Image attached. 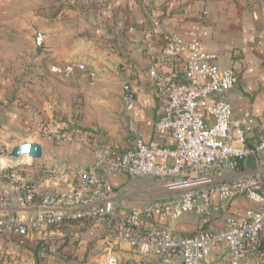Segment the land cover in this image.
I'll return each instance as SVG.
<instances>
[{"label":"crops","instance_id":"0c3cea01","mask_svg":"<svg viewBox=\"0 0 264 264\" xmlns=\"http://www.w3.org/2000/svg\"><path fill=\"white\" fill-rule=\"evenodd\" d=\"M150 3L162 26L184 38L199 30L202 50L215 55L214 63L238 72L237 83L227 96L233 118H240L249 110L254 129L247 135L246 144L253 146L258 126L264 119V0H150ZM1 16L11 26V33L22 35L32 47L30 80L36 73L40 75L39 87L31 83L25 89L21 98L23 106L18 104L19 99L15 104H7V90L0 86V142L12 135L16 141L35 140L42 145L41 158L34 162L29 160L26 175L38 192H62L72 184L70 177L39 174L37 167L40 169L46 161H63L71 168L94 165L89 149L77 150L72 142L56 143L40 137V122L50 124L62 120L67 130L75 131L79 138L88 136L99 144L120 150L130 148L137 138L143 141L158 138L153 126L161 116L162 102L148 70L160 54L165 39L162 28H153L137 3L110 0L107 8L101 9L94 0H0ZM37 32L43 42L39 55L34 42ZM68 62L85 64L87 70L94 72V77L81 70L68 77L50 71L51 66ZM127 79L136 98L131 110L126 109L122 96V84ZM161 141L173 144L169 135ZM4 160L1 156L0 170L8 166ZM260 167L264 169V160ZM250 170L245 160L240 168L226 169L224 177L235 178ZM99 172L104 173L101 169ZM106 178L115 191L117 212L167 202L180 195L179 191L164 187L150 176L131 178L124 171H118ZM9 196L8 183L0 177V198ZM218 205L214 199L215 207L207 218L188 213L183 218L168 220L157 214L153 222L167 227L175 236L191 235L201 229L219 230L228 214L253 207L254 203L239 196L225 208ZM12 208L17 210L16 206ZM74 227H81L79 235L86 233L89 239L97 238L105 251L113 250L121 261L141 258L133 247L120 239L116 220L108 219L67 222L27 236L1 233L0 264L6 262H1L3 253L26 255L24 248L36 246L39 238H64L71 231L70 235L79 236L73 233ZM228 260L229 251L220 244L210 251L206 264H228ZM243 264H258L257 256L248 254Z\"/></svg>","mask_w":264,"mask_h":264},{"label":"built area","instance_id":"2783aa9c","mask_svg":"<svg viewBox=\"0 0 264 264\" xmlns=\"http://www.w3.org/2000/svg\"><path fill=\"white\" fill-rule=\"evenodd\" d=\"M125 1L137 3L147 22L153 28L161 27L164 34L165 44L148 70L162 102L161 116L153 126L158 138H137L130 148L120 150L88 136L79 138L75 131L67 130L62 120L40 122V137L56 143L72 142L77 150L89 149L94 165L71 168L63 161L44 162L42 174L70 177L72 184L66 191L41 193L27 180L22 166L2 168L0 177L8 183L11 197L0 198V234L27 236L70 221L114 219L120 239L141 258L121 261L113 250H107L99 264H206L210 251L220 244L229 251L228 264H243L248 254H255L258 264H264V169L260 167L264 160V119L258 126L255 144L247 146V135L254 129L253 118L249 110L233 118L227 96L237 83L238 72L214 63L215 55L202 50L199 30L184 38L162 26L150 0ZM109 2L94 0L101 9ZM76 70L94 77L83 63L50 67L61 77ZM129 72L132 74L130 67ZM122 91L126 109H133L136 98L128 79ZM165 135L172 138V145L161 141ZM7 151V144L0 142V157ZM248 157H254L255 169L235 178L224 177L226 169H237ZM118 171L131 178L150 176L180 195L167 202L117 212L115 191L106 176ZM239 196L254 206L228 214L219 230L201 229L175 236L167 227L153 222L157 214L168 220L188 213L207 218L216 206L214 199L219 208H225Z\"/></svg>","mask_w":264,"mask_h":264},{"label":"rangeland","instance_id":"374dc122","mask_svg":"<svg viewBox=\"0 0 264 264\" xmlns=\"http://www.w3.org/2000/svg\"><path fill=\"white\" fill-rule=\"evenodd\" d=\"M10 28L11 26L6 23L1 16L0 86L5 87L7 90L5 96L7 104H15V100L19 99L20 102H18V104L23 106L22 103H24V100L21 98L24 97L25 89H28V85H31V83L39 87L38 81L40 73L35 74V77L38 76L37 79L33 77V79L30 80L31 74H28V72L32 71V69H30L32 64L31 59H34L32 47H30L28 42H25L22 35L12 34ZM15 33H17V31ZM9 39L11 40L9 41ZM14 42H17V44L15 45ZM7 146L9 151L11 144L8 143ZM7 153L2 156V158L5 159V163L7 165L22 166L24 173L27 175L31 162L25 158L14 163L8 162L6 159ZM40 164L41 163H36V166H41ZM41 168L39 169V167H37L39 174L42 173ZM27 180L30 182L29 177ZM191 215L193 217L196 216L194 214ZM185 216L186 214L181 217L183 218ZM80 228L81 227H74L73 233L79 235ZM70 233H72V231ZM70 233L65 235L64 238H39L36 246L24 248L27 249L26 255L14 254L11 256L7 253H3L1 262L5 260V264H99L103 260L107 250L105 251L101 247L102 244L97 242V238L89 239L86 233L79 236H72Z\"/></svg>","mask_w":264,"mask_h":264},{"label":"water","instance_id":"95a60500","mask_svg":"<svg viewBox=\"0 0 264 264\" xmlns=\"http://www.w3.org/2000/svg\"><path fill=\"white\" fill-rule=\"evenodd\" d=\"M42 36L40 33H36L34 37L35 42V52L36 54H41L43 50V42H42ZM5 142L11 144V147L7 153V158L11 162H16L22 158L28 159L31 162H34L36 160H39L42 156L43 147L42 145L35 141V140H24V141H16L15 137L12 135L6 136L4 138ZM25 146L29 147L28 152H24L23 149ZM246 163L251 168V170L255 169V159L254 157H248L246 159Z\"/></svg>","mask_w":264,"mask_h":264},{"label":"trees","instance_id":"16d2710c","mask_svg":"<svg viewBox=\"0 0 264 264\" xmlns=\"http://www.w3.org/2000/svg\"><path fill=\"white\" fill-rule=\"evenodd\" d=\"M244 162H240V164L238 165V168L242 167ZM72 222H75V221H70L69 223H72ZM86 222V221H85Z\"/></svg>","mask_w":264,"mask_h":264},{"label":"clouds","instance_id":"9594fccd","mask_svg":"<svg viewBox=\"0 0 264 264\" xmlns=\"http://www.w3.org/2000/svg\"><path fill=\"white\" fill-rule=\"evenodd\" d=\"M24 152H28L29 151V147L28 146H25L24 149H23Z\"/></svg>","mask_w":264,"mask_h":264},{"label":"bare ground","instance_id":"6f19581e","mask_svg":"<svg viewBox=\"0 0 264 264\" xmlns=\"http://www.w3.org/2000/svg\"><path fill=\"white\" fill-rule=\"evenodd\" d=\"M8 162H11V161L8 160ZM11 163H12V162H11ZM13 163H14V162H13Z\"/></svg>","mask_w":264,"mask_h":264}]
</instances>
